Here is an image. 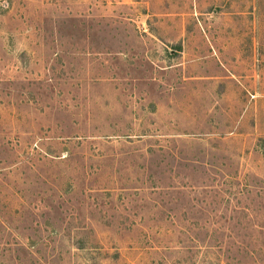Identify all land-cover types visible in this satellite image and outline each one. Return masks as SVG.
<instances>
[{"label":"rangeland","instance_id":"obj_1","mask_svg":"<svg viewBox=\"0 0 264 264\" xmlns=\"http://www.w3.org/2000/svg\"><path fill=\"white\" fill-rule=\"evenodd\" d=\"M0 264H264V0H0Z\"/></svg>","mask_w":264,"mask_h":264}]
</instances>
